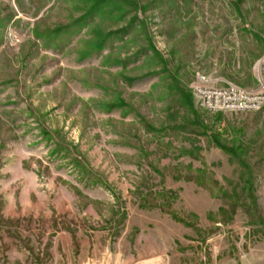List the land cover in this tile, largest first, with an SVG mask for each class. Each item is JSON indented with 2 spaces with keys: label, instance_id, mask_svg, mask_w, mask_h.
<instances>
[{
  "label": "rangeland",
  "instance_id": "374dc122",
  "mask_svg": "<svg viewBox=\"0 0 264 264\" xmlns=\"http://www.w3.org/2000/svg\"><path fill=\"white\" fill-rule=\"evenodd\" d=\"M263 57L264 0H0V264H264V108L192 90Z\"/></svg>",
  "mask_w": 264,
  "mask_h": 264
},
{
  "label": "built area",
  "instance_id": "2783aa9c",
  "mask_svg": "<svg viewBox=\"0 0 264 264\" xmlns=\"http://www.w3.org/2000/svg\"><path fill=\"white\" fill-rule=\"evenodd\" d=\"M258 91H248L233 84L223 87L206 86L207 79L198 77L192 87L197 107L211 113H255L264 108V57L256 64Z\"/></svg>",
  "mask_w": 264,
  "mask_h": 264
},
{
  "label": "trees",
  "instance_id": "16d2710c",
  "mask_svg": "<svg viewBox=\"0 0 264 264\" xmlns=\"http://www.w3.org/2000/svg\"><path fill=\"white\" fill-rule=\"evenodd\" d=\"M191 94H192V93H191ZM191 96H192V95H191ZM221 211H222V212H226V210H224V209H221Z\"/></svg>",
  "mask_w": 264,
  "mask_h": 264
}]
</instances>
